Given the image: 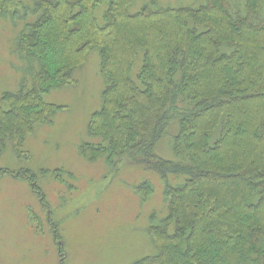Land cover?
Returning a JSON list of instances; mask_svg holds the SVG:
<instances>
[{
    "label": "trees",
    "instance_id": "16d2710c",
    "mask_svg": "<svg viewBox=\"0 0 264 264\" xmlns=\"http://www.w3.org/2000/svg\"><path fill=\"white\" fill-rule=\"evenodd\" d=\"M135 1L24 9L37 20L18 50L40 66L34 83L5 95L11 109L0 104V149L9 138L22 149L52 122L61 106L44 94L71 85L97 50L106 85L80 154L143 164L163 184L164 210L147 231L156 254L133 264H264V0L131 13ZM21 6L0 0V13Z\"/></svg>",
    "mask_w": 264,
    "mask_h": 264
},
{
    "label": "rangeland",
    "instance_id": "374dc122",
    "mask_svg": "<svg viewBox=\"0 0 264 264\" xmlns=\"http://www.w3.org/2000/svg\"><path fill=\"white\" fill-rule=\"evenodd\" d=\"M20 1L18 11L0 13V104L5 109H11L2 101L5 95L17 94L26 81L34 83L40 66L39 59L18 50L25 25L37 20L33 14L24 18V9H34L36 0ZM205 2L136 0L129 11ZM103 10L96 12L99 22ZM140 65L139 60L135 68ZM101 69L99 51L87 52L71 85L44 94L47 104L61 106L52 122L27 133L22 149L10 138L0 149V264H133L156 254L147 231L151 214L165 206L159 177L143 164L103 157L90 161L80 154L103 102ZM145 182L154 192L140 187Z\"/></svg>",
    "mask_w": 264,
    "mask_h": 264
}]
</instances>
